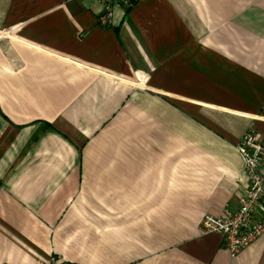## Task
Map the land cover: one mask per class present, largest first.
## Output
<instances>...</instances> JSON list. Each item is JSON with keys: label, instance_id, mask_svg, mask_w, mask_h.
I'll list each match as a JSON object with an SVG mask.
<instances>
[{"label": "crops", "instance_id": "obj_1", "mask_svg": "<svg viewBox=\"0 0 264 264\" xmlns=\"http://www.w3.org/2000/svg\"><path fill=\"white\" fill-rule=\"evenodd\" d=\"M0 0V264H264L237 208L264 137V0ZM264 175V167L262 169Z\"/></svg>", "mask_w": 264, "mask_h": 264}, {"label": "built area", "instance_id": "obj_2", "mask_svg": "<svg viewBox=\"0 0 264 264\" xmlns=\"http://www.w3.org/2000/svg\"><path fill=\"white\" fill-rule=\"evenodd\" d=\"M102 14L100 26L109 25L112 9L120 0H98ZM247 178L245 188L237 199V208L224 209L219 217L205 215L199 224L200 235H219L233 257L264 234V137L255 132L246 133L236 144ZM44 264H69L49 256Z\"/></svg>", "mask_w": 264, "mask_h": 264}]
</instances>
